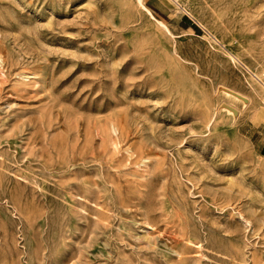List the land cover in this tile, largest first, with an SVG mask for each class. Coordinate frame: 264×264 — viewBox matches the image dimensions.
<instances>
[{"label":"rangeland","instance_id":"rangeland-1","mask_svg":"<svg viewBox=\"0 0 264 264\" xmlns=\"http://www.w3.org/2000/svg\"><path fill=\"white\" fill-rule=\"evenodd\" d=\"M142 4L0 0V264H264V0Z\"/></svg>","mask_w":264,"mask_h":264},{"label":"bare ground","instance_id":"bare-ground-1","mask_svg":"<svg viewBox=\"0 0 264 264\" xmlns=\"http://www.w3.org/2000/svg\"><path fill=\"white\" fill-rule=\"evenodd\" d=\"M136 3L137 4H139L140 5V7H142V8H144L148 13H149V15L151 16V17H153L154 18V16H153V14L150 12V10L148 9V8H146L145 6H144V4H142V0H136ZM155 19V18H154ZM159 24H162V22L161 21H159L158 22ZM225 94H227V95H231V97H233L234 99H240V97H238V96H236V95H232V94H230V93H228V92H225ZM241 94V93H240ZM232 98V99H233ZM67 166H68V164H67ZM66 167V166H65ZM67 168V167H66Z\"/></svg>","mask_w":264,"mask_h":264},{"label":"water","instance_id":"water-1","mask_svg":"<svg viewBox=\"0 0 264 264\" xmlns=\"http://www.w3.org/2000/svg\"><path fill=\"white\" fill-rule=\"evenodd\" d=\"M233 110V109H232ZM235 112V110H233Z\"/></svg>","mask_w":264,"mask_h":264}]
</instances>
